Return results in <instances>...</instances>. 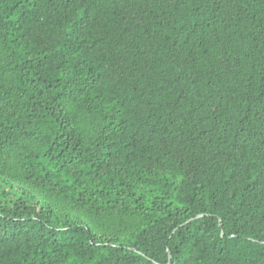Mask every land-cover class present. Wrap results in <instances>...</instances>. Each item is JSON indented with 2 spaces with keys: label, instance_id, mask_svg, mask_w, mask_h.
<instances>
[{
  "label": "trees",
  "instance_id": "1",
  "mask_svg": "<svg viewBox=\"0 0 264 264\" xmlns=\"http://www.w3.org/2000/svg\"><path fill=\"white\" fill-rule=\"evenodd\" d=\"M0 264H264V0H0Z\"/></svg>",
  "mask_w": 264,
  "mask_h": 264
}]
</instances>
